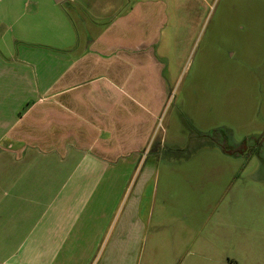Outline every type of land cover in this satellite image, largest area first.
Listing matches in <instances>:
<instances>
[{"label":"crops","instance_id":"1","mask_svg":"<svg viewBox=\"0 0 264 264\" xmlns=\"http://www.w3.org/2000/svg\"><path fill=\"white\" fill-rule=\"evenodd\" d=\"M168 19L165 0H0V264L149 248Z\"/></svg>","mask_w":264,"mask_h":264},{"label":"rangeland","instance_id":"2","mask_svg":"<svg viewBox=\"0 0 264 264\" xmlns=\"http://www.w3.org/2000/svg\"><path fill=\"white\" fill-rule=\"evenodd\" d=\"M165 2L153 49L169 98L142 160L155 198L138 264H264V0Z\"/></svg>","mask_w":264,"mask_h":264},{"label":"water","instance_id":"3","mask_svg":"<svg viewBox=\"0 0 264 264\" xmlns=\"http://www.w3.org/2000/svg\"><path fill=\"white\" fill-rule=\"evenodd\" d=\"M64 0H53L54 3L59 4L62 3Z\"/></svg>","mask_w":264,"mask_h":264},{"label":"flooded vegetation","instance_id":"4","mask_svg":"<svg viewBox=\"0 0 264 264\" xmlns=\"http://www.w3.org/2000/svg\"><path fill=\"white\" fill-rule=\"evenodd\" d=\"M240 146H241V145H239V148L236 149V152H238V151L241 149ZM224 154H225V153H224ZM225 155H227V156H233V155H231V154H225Z\"/></svg>","mask_w":264,"mask_h":264},{"label":"trees","instance_id":"5","mask_svg":"<svg viewBox=\"0 0 264 264\" xmlns=\"http://www.w3.org/2000/svg\"><path fill=\"white\" fill-rule=\"evenodd\" d=\"M222 150V153H225V154H231L232 152H229V151H225V150H223V149H221Z\"/></svg>","mask_w":264,"mask_h":264}]
</instances>
